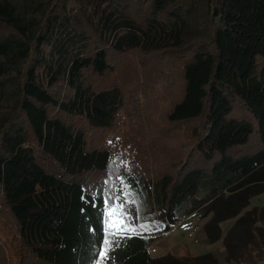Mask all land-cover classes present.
Returning <instances> with one entry per match:
<instances>
[{"label": "trees", "instance_id": "obj_1", "mask_svg": "<svg viewBox=\"0 0 264 264\" xmlns=\"http://www.w3.org/2000/svg\"><path fill=\"white\" fill-rule=\"evenodd\" d=\"M125 193L106 264H197L150 245L264 193V0H0V264H96Z\"/></svg>", "mask_w": 264, "mask_h": 264}, {"label": "rangeland", "instance_id": "obj_2", "mask_svg": "<svg viewBox=\"0 0 264 264\" xmlns=\"http://www.w3.org/2000/svg\"><path fill=\"white\" fill-rule=\"evenodd\" d=\"M69 8H74V5L70 4ZM86 9L96 21L94 7L88 5ZM43 51L48 65L39 68L37 74L40 83L47 86L50 67L55 64L56 57L51 54L50 47H44ZM3 114H7L6 111ZM120 198L115 207L123 205L122 219L135 229L133 233H146L150 207L129 193ZM210 220L211 217L202 219L198 215L181 220L169 232L156 237L149 248L151 256H173L197 264H264V193L253 197L239 217L221 224L219 240L208 238L205 227Z\"/></svg>", "mask_w": 264, "mask_h": 264}, {"label": "snow or ice", "instance_id": "obj_3", "mask_svg": "<svg viewBox=\"0 0 264 264\" xmlns=\"http://www.w3.org/2000/svg\"><path fill=\"white\" fill-rule=\"evenodd\" d=\"M122 209L123 205L110 207L106 213L103 228L106 235L102 238L103 248L98 252L100 259L96 262V264H106L109 259V253L118 242V239L135 232V229L131 228L129 224L122 219L124 216Z\"/></svg>", "mask_w": 264, "mask_h": 264}]
</instances>
